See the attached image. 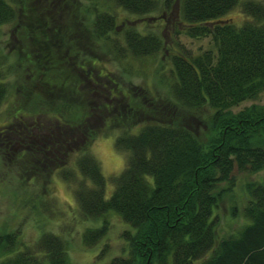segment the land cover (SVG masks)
<instances>
[{
    "label": "trees",
    "instance_id": "trees-1",
    "mask_svg": "<svg viewBox=\"0 0 264 264\" xmlns=\"http://www.w3.org/2000/svg\"><path fill=\"white\" fill-rule=\"evenodd\" d=\"M114 1L132 13L173 16L172 45L158 30L143 31L139 23L118 30L116 16L98 4L91 6L92 20L85 28L71 0H0V105L8 100L16 119L1 126L0 140L7 147L21 140L23 169L52 161V169L61 168L62 178L72 184L81 216L103 219L83 232L85 246H94L107 233L106 214L115 213L128 224L121 232L126 253L104 264H264V175L245 184L242 208L231 206V213L243 219L237 229L220 232L216 212L233 184L234 167L264 168V102L233 110L264 92V2ZM234 8L248 17L236 23L226 16ZM8 23L12 40L2 43V26ZM76 24L81 35L86 32L85 42L73 32ZM179 34L210 36L215 50L192 52ZM96 42L122 61L172 48L170 73L159 75L167 93L141 83L124 85L121 74L96 59ZM94 75L106 80L98 82ZM27 78L77 100H60L51 111L30 110L56 118L50 133L38 132L37 121L27 129L18 121L29 108L14 95L18 89L26 95ZM100 115L104 125L91 128L92 118ZM187 118L201 121L202 129L194 127L198 122L188 125ZM135 125L139 130L131 132ZM114 128L119 130L114 146L123 153L124 165L106 196L107 179L90 144ZM71 149L78 172L60 160ZM223 181L226 188H219ZM0 253V264H69L67 241L49 231L33 244H26L18 229L0 232Z\"/></svg>",
    "mask_w": 264,
    "mask_h": 264
},
{
    "label": "rangeland",
    "instance_id": "rangeland-1",
    "mask_svg": "<svg viewBox=\"0 0 264 264\" xmlns=\"http://www.w3.org/2000/svg\"><path fill=\"white\" fill-rule=\"evenodd\" d=\"M261 1L264 2V0ZM71 4L76 12L77 22L84 23L85 28L86 25H89L88 22L92 20V12H90L91 6L98 4L99 8L102 6L116 16L118 30L123 29L130 22L135 24L139 23L138 27L143 31L158 30L166 39V43L169 46L172 45L171 37L174 36V20L171 15H165V18H163L158 17L157 13H132L117 5L114 0H98V2L71 0ZM239 9L234 8L226 16L237 21L236 23H241L248 16ZM76 25L77 28L73 32H76L77 37L80 36L85 42L86 32L83 31L82 36L81 32H79L80 28L78 24ZM10 26L11 24L9 23L2 26V43L12 40L8 31ZM178 37L192 52H199L206 48L215 50L210 36L196 38L179 34ZM96 43L97 46L95 48L99 51V56H95L96 59L100 62V65L103 66L104 64L113 73L121 74L122 77H119V80L124 85L131 86L135 83H141L152 87L156 93H167L168 86L159 75L165 73L167 76L170 73L169 67L171 64L169 54L172 48L151 56L139 58L128 56L125 57L127 60L122 61L116 58V54L109 50L105 44H102V42ZM22 71L24 70L22 69ZM103 77L99 75L98 77L95 76V79L101 82L106 80ZM24 85L28 89L26 95H23L22 91L18 89L19 92L14 96L18 97V99L22 97V105L26 104L27 108H29L28 112L25 115H21V117L19 116L20 120H18L24 124L26 129L27 127H33L35 121H37L38 126L35 127H38L40 130L38 132L47 131L50 133L52 131L51 126L55 124L56 118L52 114L44 113V111L35 113V111H30L31 109L47 110L50 107L51 111L56 108V103L63 99L77 102L75 96L72 99L70 94L56 87L49 86L38 79L30 82L27 78ZM252 102H264V92H261L255 99L242 101L234 106L233 110H237ZM12 107L8 100H6L5 104L0 105V128L12 119L11 123L16 120L10 115L12 113ZM102 116L100 115L96 119L92 118L91 128L104 125ZM195 122H198V125L194 127L200 131L202 129L200 126L201 121H192L190 118L186 120V123L192 127V124ZM14 124L16 123L14 122ZM75 127L79 131H82L80 130V125H75ZM139 128V125H135L131 128V132H137ZM118 132L119 130L114 128L108 134H99L90 144V149L100 161L102 172L107 179L105 187L106 196L110 195L114 187L113 181L111 180L112 177L124 165L123 153L118 151L114 146V138ZM82 139H84V136L79 140L78 138L75 139L74 142L76 143L73 148L78 146ZM20 147L21 140L16 139L11 147H7L0 140V232H5L13 228L18 229L21 233V239L26 244H33L41 233L47 231L56 233L67 241L69 264H104L113 256L126 253L128 243L121 236V232L124 228H127L128 224L115 213L106 214V217L109 219L108 231L99 242L91 247L85 246L82 241L83 232L87 227H99L103 223V219H92L81 216L73 196L72 184L62 178L61 168H57L55 165L56 168L52 169V161L47 160L49 166L44 164L23 169V161L20 162V160L24 155L20 153ZM75 154L76 152H73V149L68 150L66 151L65 158L60 160L61 162H65L66 166L74 168L78 172L75 163ZM38 157L39 154L36 153V158ZM32 161L34 162L35 160ZM263 175L264 168L258 171L239 170L237 167L233 168V184L231 185L230 191H224L225 194L223 193L224 195L216 208L220 232L232 231L240 226L243 219L241 216H234L231 213V206L236 204L239 208H242L248 196L245 191V184L248 181L260 179ZM47 179L49 182L46 181ZM218 186L219 188H226L227 182L223 181ZM105 246L106 248H104ZM102 251L104 254L100 256L99 254Z\"/></svg>",
    "mask_w": 264,
    "mask_h": 264
}]
</instances>
